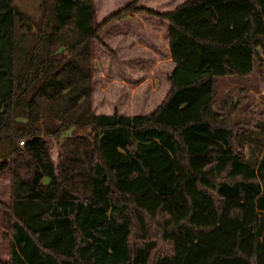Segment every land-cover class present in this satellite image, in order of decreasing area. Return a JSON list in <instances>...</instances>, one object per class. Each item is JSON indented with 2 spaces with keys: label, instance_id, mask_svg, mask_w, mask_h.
I'll use <instances>...</instances> for the list:
<instances>
[{
  "label": "trees",
  "instance_id": "16d2710c",
  "mask_svg": "<svg viewBox=\"0 0 264 264\" xmlns=\"http://www.w3.org/2000/svg\"><path fill=\"white\" fill-rule=\"evenodd\" d=\"M138 1L96 24L93 0H52L19 31L0 0L8 264H264L263 103L240 108L239 82L216 101L220 78L264 82V0ZM138 11L168 23L169 90L146 114L96 113L92 42Z\"/></svg>",
  "mask_w": 264,
  "mask_h": 264
},
{
  "label": "rangeland",
  "instance_id": "374dc122",
  "mask_svg": "<svg viewBox=\"0 0 264 264\" xmlns=\"http://www.w3.org/2000/svg\"><path fill=\"white\" fill-rule=\"evenodd\" d=\"M52 0H14L21 12L15 25L19 31L50 21L49 5ZM131 0H93L95 23L124 7ZM185 0H139L137 5L155 12L174 8ZM51 22V21H50ZM164 20L145 11L125 14L106 23L99 35L105 44L92 42V90L91 103L96 113L146 114L163 100L170 84V52L165 44ZM74 19L61 24L62 30H70ZM242 83L249 92L240 108H251L262 102L264 109V82L256 68L249 83L233 78H220L216 85L218 95L234 85ZM62 138L60 139V141ZM56 157L59 141L48 138ZM10 184L7 171L0 174V201L9 202ZM10 252L9 227L5 210L0 204V264H8Z\"/></svg>",
  "mask_w": 264,
  "mask_h": 264
},
{
  "label": "crops",
  "instance_id": "0c3cea01",
  "mask_svg": "<svg viewBox=\"0 0 264 264\" xmlns=\"http://www.w3.org/2000/svg\"><path fill=\"white\" fill-rule=\"evenodd\" d=\"M182 3V2H181ZM180 4V3H179ZM164 22H166L165 23V26H166V35H165V44H166V47L168 48V50H169V39H168V23H167V21H165L164 20ZM169 52H170V50H169ZM169 60H170V65L172 66L171 67V69H170V71L172 70V68H173V61L171 60V57H169ZM169 71V72H170ZM226 78H230V77H226ZM224 93H222V95H223Z\"/></svg>",
  "mask_w": 264,
  "mask_h": 264
},
{
  "label": "built area",
  "instance_id": "2783aa9c",
  "mask_svg": "<svg viewBox=\"0 0 264 264\" xmlns=\"http://www.w3.org/2000/svg\"><path fill=\"white\" fill-rule=\"evenodd\" d=\"M23 141H21L20 143H22Z\"/></svg>",
  "mask_w": 264,
  "mask_h": 264
}]
</instances>
